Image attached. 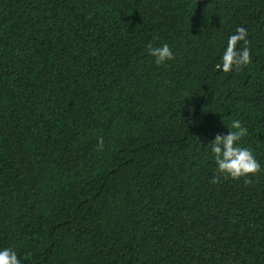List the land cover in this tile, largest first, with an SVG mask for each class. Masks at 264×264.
<instances>
[{"label":"trees","instance_id":"obj_1","mask_svg":"<svg viewBox=\"0 0 264 264\" xmlns=\"http://www.w3.org/2000/svg\"><path fill=\"white\" fill-rule=\"evenodd\" d=\"M237 27L252 62L224 73ZM149 43L175 58L156 65ZM235 119L261 171L213 184L211 141ZM4 248L21 264H264V0H0Z\"/></svg>","mask_w":264,"mask_h":264},{"label":"clouds","instance_id":"obj_2","mask_svg":"<svg viewBox=\"0 0 264 264\" xmlns=\"http://www.w3.org/2000/svg\"><path fill=\"white\" fill-rule=\"evenodd\" d=\"M248 32L245 27H237L235 33L227 39L226 48L221 57V63L216 67L224 73L234 68L242 69L252 62ZM243 42V47L237 50V45ZM147 53L154 58L156 65H163L166 61L175 58L168 44L153 46L146 45ZM248 129L242 126L240 120H232L226 135L217 134L211 141L210 152L215 163V175L211 183L221 182V178L239 180L241 178L256 176L261 171V165L248 147H241L240 142L247 135ZM104 147L103 137L97 138V150ZM253 183L251 179H244V184ZM0 264H21L16 252L12 248L0 250Z\"/></svg>","mask_w":264,"mask_h":264}]
</instances>
